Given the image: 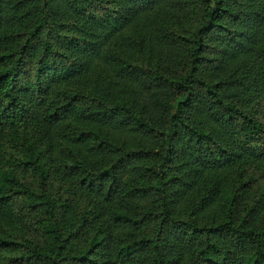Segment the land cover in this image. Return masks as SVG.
Returning <instances> with one entry per match:
<instances>
[{"label":"trees","instance_id":"trees-1","mask_svg":"<svg viewBox=\"0 0 264 264\" xmlns=\"http://www.w3.org/2000/svg\"><path fill=\"white\" fill-rule=\"evenodd\" d=\"M141 21L169 51L155 66L110 53ZM106 61L124 97L89 78ZM58 128L77 147L7 146ZM58 177L99 200L92 215L68 221ZM81 233L76 264H264V0H0V254L62 264Z\"/></svg>","mask_w":264,"mask_h":264},{"label":"rangeland","instance_id":"rangeland-1","mask_svg":"<svg viewBox=\"0 0 264 264\" xmlns=\"http://www.w3.org/2000/svg\"><path fill=\"white\" fill-rule=\"evenodd\" d=\"M145 24L146 22L141 21L136 22L134 25L129 27L117 40V46H110V53H113L117 56L119 55V53H121V56L123 57H130L131 62H133V64L137 66L147 65L149 62L154 63L152 65L155 66L157 60L156 53L161 55H168L169 51H167L166 49L161 50L162 46H160L157 42L155 34L151 31V26L146 25V27ZM106 52H108V50H106ZM246 63L248 69L253 70L254 67H252V63L250 61H247ZM94 66L95 67H93L92 72L89 74V78L91 80L99 78L102 80V83H113L114 88L112 90V94L116 97H124L127 85H124L122 81L118 79V76L112 64L106 61L97 63ZM104 90L107 91L106 88ZM135 91V89L130 90L127 93V96L135 97L138 94L137 91ZM21 130L22 131H19L15 135V144L13 145L9 143L7 145L9 148L13 147L10 150L11 153L15 152L21 155L26 152L23 148L24 145H28V147H32L37 154L45 151L48 157L49 155H60L61 149L65 147H77V142L62 137V133L59 128L50 130L51 132L49 141L46 143H36L35 136L31 131L27 132L30 134H26L23 132V129ZM109 133L115 146H118L120 148H123L126 145V148L128 147V149L132 150V147L136 143L135 136L128 132H115L109 129ZM26 139L28 140V142H26ZM80 149H84L85 151H87L88 147L84 145L81 146ZM245 174H251V172L248 171ZM214 178L216 180V184H218L220 186V189L225 192L227 190V187H229L233 176L229 172H220L215 174ZM56 180L58 182L55 183V187L59 188L61 186L62 191L64 192V194L61 195L60 201L63 202L68 199V201L73 202V204L75 205L74 213L69 217V222H73L74 216L77 217L80 214H85V216H88L89 213L90 215H92V213L95 212L94 207L100 204L99 200L95 196H91L82 191L74 182L66 181L64 179H61V177L56 178ZM262 182L263 181H258L254 187L262 186ZM222 206L223 203L218 198L214 205L205 214V219L210 218L212 215L219 217V215L222 213ZM88 219L90 220V218ZM82 234L83 233L78 234V237L74 238V240L70 242L67 251L64 253V256L66 258L62 264H76L75 262H70L69 257L79 256L89 249L90 240L93 239L94 234ZM12 257H18V255H11L5 252L1 253L0 264H12Z\"/></svg>","mask_w":264,"mask_h":264}]
</instances>
